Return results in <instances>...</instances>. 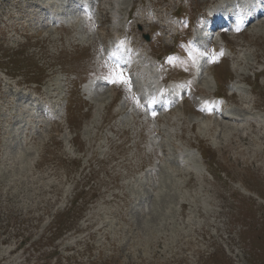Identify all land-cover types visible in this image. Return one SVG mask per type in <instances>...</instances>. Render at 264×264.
Returning <instances> with one entry per match:
<instances>
[{
	"label": "rangeland",
	"instance_id": "obj_1",
	"mask_svg": "<svg viewBox=\"0 0 264 264\" xmlns=\"http://www.w3.org/2000/svg\"><path fill=\"white\" fill-rule=\"evenodd\" d=\"M230 1L264 11L0 0V264H264V14L208 31Z\"/></svg>",
	"mask_w": 264,
	"mask_h": 264
},
{
	"label": "snow or ice",
	"instance_id": "obj_2",
	"mask_svg": "<svg viewBox=\"0 0 264 264\" xmlns=\"http://www.w3.org/2000/svg\"><path fill=\"white\" fill-rule=\"evenodd\" d=\"M111 83H122V84H126L127 81L123 80L122 77H117V78H114L110 81ZM153 116H155V113L153 112Z\"/></svg>",
	"mask_w": 264,
	"mask_h": 264
},
{
	"label": "bare ground",
	"instance_id": "obj_3",
	"mask_svg": "<svg viewBox=\"0 0 264 264\" xmlns=\"http://www.w3.org/2000/svg\"><path fill=\"white\" fill-rule=\"evenodd\" d=\"M254 21H255V18L254 19H251V21L249 22V25H251V23H253Z\"/></svg>",
	"mask_w": 264,
	"mask_h": 264
},
{
	"label": "water",
	"instance_id": "obj_4",
	"mask_svg": "<svg viewBox=\"0 0 264 264\" xmlns=\"http://www.w3.org/2000/svg\"><path fill=\"white\" fill-rule=\"evenodd\" d=\"M145 39L147 40V36H145Z\"/></svg>",
	"mask_w": 264,
	"mask_h": 264
}]
</instances>
